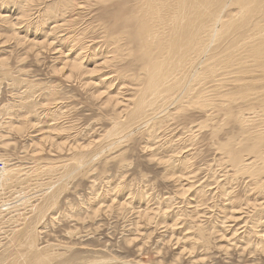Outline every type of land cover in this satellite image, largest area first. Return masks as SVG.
Instances as JSON below:
<instances>
[{"label":"rangeland","instance_id":"1","mask_svg":"<svg viewBox=\"0 0 264 264\" xmlns=\"http://www.w3.org/2000/svg\"><path fill=\"white\" fill-rule=\"evenodd\" d=\"M60 2L0 0V264H264V213L254 233L250 211L228 217L264 201L220 148L236 141L225 113L243 102L208 93L228 108L204 111L183 97L111 135L138 65L103 36V3L60 18Z\"/></svg>","mask_w":264,"mask_h":264},{"label":"bare ground","instance_id":"2","mask_svg":"<svg viewBox=\"0 0 264 264\" xmlns=\"http://www.w3.org/2000/svg\"><path fill=\"white\" fill-rule=\"evenodd\" d=\"M79 1L61 0L54 14L60 18L69 17V13H73L76 7H83L77 5ZM93 3H103V11L106 12L100 21L97 18L103 36L114 42L111 44L116 53L127 51L132 62L138 65L136 73L131 71L132 79L138 85V94L135 99L132 98V103L128 101L132 107L124 113V119L116 121L110 134L115 137L121 134L124 137L135 125L149 121L146 119L151 114L168 109L172 104L182 101L183 97L190 99L185 100L188 105L200 110L205 111L211 105L226 109L228 103L225 106L219 105L221 101L211 102L210 98V93H226L218 95L228 102L241 100L243 103L238 105L235 102L236 111L232 112L230 108L231 112H224L226 119L233 118L237 124L238 137L236 141H223L225 143H221L220 148L226 151L234 174L240 178L249 177L253 188L263 192L264 0H93ZM28 7L24 6L26 9ZM24 8L20 7L21 13ZM53 28H59L58 24ZM83 58L81 51L77 52L63 66L69 67L70 72L78 70ZM107 61L108 58L102 64ZM90 71L95 73L97 68L94 70L93 67ZM226 83H232L233 88L227 89ZM85 155L81 153L80 159H84ZM242 205H232L228 217L239 220L240 216L243 218L250 211V217L256 223L250 229L254 233L264 213V201L255 203L248 199ZM257 231L260 236H264V230ZM258 248L264 251V245L260 244Z\"/></svg>","mask_w":264,"mask_h":264}]
</instances>
